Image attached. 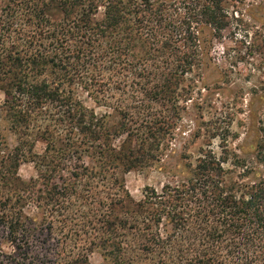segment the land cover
<instances>
[{
    "label": "trees",
    "instance_id": "1",
    "mask_svg": "<svg viewBox=\"0 0 264 264\" xmlns=\"http://www.w3.org/2000/svg\"><path fill=\"white\" fill-rule=\"evenodd\" d=\"M183 1L0 0V92L17 138L12 150L0 131V264L95 253L103 264H264V174L246 161L232 177L209 152L141 201L124 181L162 161L189 100L178 79L227 18L224 0ZM82 92L113 113L97 115ZM28 160L37 175L24 182Z\"/></svg>",
    "mask_w": 264,
    "mask_h": 264
},
{
    "label": "rangeland",
    "instance_id": "2",
    "mask_svg": "<svg viewBox=\"0 0 264 264\" xmlns=\"http://www.w3.org/2000/svg\"><path fill=\"white\" fill-rule=\"evenodd\" d=\"M181 3L183 8L184 1ZM224 6L227 18L221 21L219 30L211 29L206 34L211 41L209 56L183 79L177 78L189 100L179 103L180 108H185L184 114L167 136L162 161L124 175L127 189L136 201L143 200L148 188L161 191L174 183L183 172L184 163L195 164L209 152L226 159L225 167L234 172L232 177L243 172L232 166L238 160L264 174V0H224ZM193 28L197 31V24ZM81 99L99 116L113 113L84 92ZM5 100L6 95L0 92V131L13 150L17 138L10 134L5 122ZM119 100L126 105L128 98L122 96ZM44 150V143L37 141L34 152L42 154ZM5 151L0 141V165L3 159L6 161ZM182 155L186 159H180ZM17 175L28 182L37 173L28 160L20 165ZM89 264H103L101 256L91 255Z\"/></svg>",
    "mask_w": 264,
    "mask_h": 264
}]
</instances>
